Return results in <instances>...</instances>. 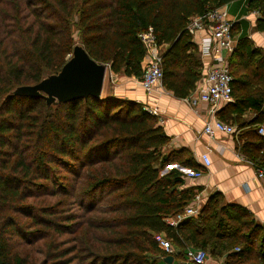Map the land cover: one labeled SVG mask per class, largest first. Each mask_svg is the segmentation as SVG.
<instances>
[{
    "label": "trees",
    "instance_id": "trees-1",
    "mask_svg": "<svg viewBox=\"0 0 264 264\" xmlns=\"http://www.w3.org/2000/svg\"><path fill=\"white\" fill-rule=\"evenodd\" d=\"M235 1L0 0V264H159L166 253L157 234L214 257L228 253V264L250 259L262 226L220 194L198 218L177 228L167 224L197 193L180 190L185 176L176 168L161 173L174 163L195 169V162L164 153L170 138L144 105L103 93L51 107L41 98L8 97L57 74L76 45L113 74L141 79L146 48L139 35L152 30L168 47L164 86L188 98L202 74L189 21ZM248 9L259 11L256 29L264 32V0H248ZM229 66L233 96L244 90L235 96L237 113L252 109L264 119V54L247 38L237 39ZM248 87L253 96H244ZM242 147L264 169V138ZM47 184L65 191L58 204L77 202L76 214L38 204L34 187ZM258 247L253 264H264ZM32 252L44 257L34 259Z\"/></svg>",
    "mask_w": 264,
    "mask_h": 264
},
{
    "label": "crops",
    "instance_id": "crops-1",
    "mask_svg": "<svg viewBox=\"0 0 264 264\" xmlns=\"http://www.w3.org/2000/svg\"><path fill=\"white\" fill-rule=\"evenodd\" d=\"M221 9L226 11L229 18L235 23V40L247 38L254 48L264 54V32L256 29V23L260 16L255 15V11L248 9V0H237ZM206 35H208V30L197 32L195 36L190 35L197 46V56L202 64L201 78L195 89L200 85L201 79L207 74L213 63L210 58L201 54L200 41ZM160 46L162 53L168 49L166 45ZM108 71L103 94L118 96L150 108H158L160 111L157 117L159 125L170 138L169 143L163 149L164 153L168 155L175 152L179 154V158H186L188 155L193 157L195 169L174 163L161 174L165 175L171 168H176L183 174L187 170L202 171L203 175L198 179L187 178L184 174V185L180 190L194 189L195 194L201 193L203 196L202 210L213 195L220 194L224 204L242 208L250 213L251 217L262 226L257 234L259 237L257 244H255L254 253L250 255L249 260L245 261V264L258 262V257H260L258 249H261L258 246L261 245L264 249V240L262 242L264 234V179L258 178L256 164L247 157V153L242 150V146L246 142L251 143L256 136H259L258 127L264 123V119L258 111L252 109H246L242 115L237 113V98L235 96H240L244 90H236L235 85L234 102L218 108L215 115L216 118L226 121L225 123L235 125V128L238 126L236 133L229 135L216 132L213 136H210L204 132L206 124L212 120L211 107L208 104L200 101H190L188 99L190 96L188 98H178L164 86L163 82L153 93L149 94L142 89V78L116 75L110 71V68ZM251 90H253L251 87L245 88L244 96H253ZM254 90H257V88H254ZM253 125H257V130L252 128ZM253 129H255V134L250 132ZM203 155L209 157V166L202 161L201 157ZM172 247L174 255L166 254V256L174 258L173 264H190V258L197 250L188 243H185L182 247L173 246L172 244ZM237 247L236 251L239 249V246ZM227 254L224 253L217 257L209 254L208 264H228L229 257ZM166 256L159 259L158 263L167 264L164 261Z\"/></svg>",
    "mask_w": 264,
    "mask_h": 264
},
{
    "label": "built area",
    "instance_id": "built-area-1",
    "mask_svg": "<svg viewBox=\"0 0 264 264\" xmlns=\"http://www.w3.org/2000/svg\"><path fill=\"white\" fill-rule=\"evenodd\" d=\"M255 15L260 16L258 11ZM234 21L226 11L218 8L203 15L193 17L187 26V32L195 36L197 32L208 30V35L200 41L201 54L210 58L213 63L207 74L201 79L200 85L188 98L193 102H203L211 107L212 120L209 121L204 132L213 136L216 132H223L229 135L236 133V128L216 118L218 108L234 102L233 82L234 78L230 73L229 57L234 53L236 40L233 36ZM145 48V72L141 79L142 89L146 93H153L163 82V53L152 30L139 35ZM144 109L152 116L158 117V108H150L144 105ZM258 134L264 137V123L259 125ZM202 161L210 165L207 155H203ZM187 178H201L202 171L187 170ZM259 179H264V169H257ZM202 194L198 193L184 211L174 217H169L166 222L169 226L177 228L184 221L191 218H198L201 214ZM155 241L158 246L167 254L174 255L172 243L163 234H157ZM240 249H237L239 251ZM210 256L206 250L197 249L191 256L190 264H208Z\"/></svg>",
    "mask_w": 264,
    "mask_h": 264
},
{
    "label": "water",
    "instance_id": "water-1",
    "mask_svg": "<svg viewBox=\"0 0 264 264\" xmlns=\"http://www.w3.org/2000/svg\"><path fill=\"white\" fill-rule=\"evenodd\" d=\"M109 68L92 59L83 46L76 45L71 58L57 74L36 85L18 87L8 97L41 98L48 107L90 97L100 99ZM164 261L173 264L174 258L166 256Z\"/></svg>",
    "mask_w": 264,
    "mask_h": 264
},
{
    "label": "rangeland",
    "instance_id": "rangeland-1",
    "mask_svg": "<svg viewBox=\"0 0 264 264\" xmlns=\"http://www.w3.org/2000/svg\"><path fill=\"white\" fill-rule=\"evenodd\" d=\"M74 21L77 23V17L75 18ZM76 23H74L73 31L75 33V41H76V43H79L80 42V37L78 36ZM262 86H263V84H262ZM236 128H238V126ZM62 178L63 177L60 175V181H64ZM47 186L48 187L45 188V189L44 188H40V187H34V189L36 190V191H34L35 195L39 194L38 197H37L38 204H41L42 206H46V205H49L52 202L51 205L56 206L58 208L59 212H64L66 214H76L77 211H75L76 210V206L75 205L77 204V202H72V204H71L72 206L71 205H65L64 202L58 204L60 201L63 200L64 197H63L62 194H64L65 191L64 192H60V191L54 189L50 184H47ZM48 194H52V195H48ZM43 249H45L44 252H47V249H49V245H46V247L43 248ZM43 249L40 248L39 250H43ZM31 256L34 257V259L36 257L37 259L41 260L44 257V254L40 255L38 253V255L35 256V254L32 252Z\"/></svg>",
    "mask_w": 264,
    "mask_h": 264
}]
</instances>
